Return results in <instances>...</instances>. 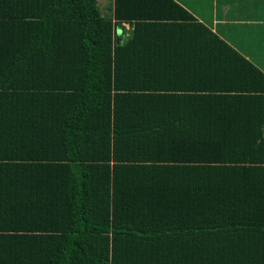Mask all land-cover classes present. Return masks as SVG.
Wrapping results in <instances>:
<instances>
[{
    "label": "trees",
    "instance_id": "trees-1",
    "mask_svg": "<svg viewBox=\"0 0 264 264\" xmlns=\"http://www.w3.org/2000/svg\"><path fill=\"white\" fill-rule=\"evenodd\" d=\"M0 264H264V74L174 0H0Z\"/></svg>",
    "mask_w": 264,
    "mask_h": 264
},
{
    "label": "crops",
    "instance_id": "crops-1",
    "mask_svg": "<svg viewBox=\"0 0 264 264\" xmlns=\"http://www.w3.org/2000/svg\"><path fill=\"white\" fill-rule=\"evenodd\" d=\"M174 1L264 74V0H194V9L193 0Z\"/></svg>",
    "mask_w": 264,
    "mask_h": 264
},
{
    "label": "rangeland",
    "instance_id": "rangeland-1",
    "mask_svg": "<svg viewBox=\"0 0 264 264\" xmlns=\"http://www.w3.org/2000/svg\"><path fill=\"white\" fill-rule=\"evenodd\" d=\"M97 1H98L99 5H100L101 10L103 11V14L105 12H107V10L104 9L103 5L108 3V6H110V4L112 2V0H105L104 2L102 0H97ZM194 5H195V1L193 0V4L191 5L193 7V9H194ZM194 11H195V13H198V9H195Z\"/></svg>",
    "mask_w": 264,
    "mask_h": 264
}]
</instances>
